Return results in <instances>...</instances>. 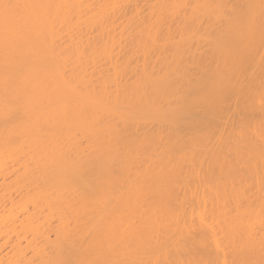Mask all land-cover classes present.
Segmentation results:
<instances>
[{"label": "bare ground", "instance_id": "1", "mask_svg": "<svg viewBox=\"0 0 264 264\" xmlns=\"http://www.w3.org/2000/svg\"><path fill=\"white\" fill-rule=\"evenodd\" d=\"M0 264H264V0H0Z\"/></svg>", "mask_w": 264, "mask_h": 264}]
</instances>
